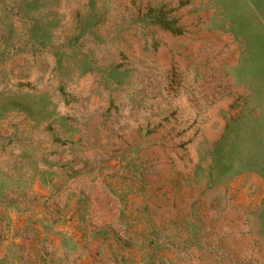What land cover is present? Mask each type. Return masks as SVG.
Masks as SVG:
<instances>
[{"label":"rangeland","instance_id":"obj_1","mask_svg":"<svg viewBox=\"0 0 264 264\" xmlns=\"http://www.w3.org/2000/svg\"><path fill=\"white\" fill-rule=\"evenodd\" d=\"M0 264H264V0H0Z\"/></svg>","mask_w":264,"mask_h":264}]
</instances>
